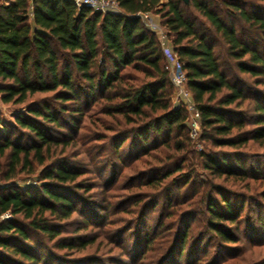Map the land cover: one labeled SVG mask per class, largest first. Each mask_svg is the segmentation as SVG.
I'll return each instance as SVG.
<instances>
[{"label":"trees","instance_id":"16d2710c","mask_svg":"<svg viewBox=\"0 0 264 264\" xmlns=\"http://www.w3.org/2000/svg\"><path fill=\"white\" fill-rule=\"evenodd\" d=\"M116 1L118 10L103 12L72 0H0V99L20 105L14 123H2L0 132V264L44 260L32 232L66 250L94 242V236L77 233L99 216L86 203L99 211L108 210L110 203L86 197L97 185L83 177L84 167L66 150L78 142L67 125L75 127L76 119L91 117L89 122L109 132L97 131L92 137L107 143L99 146L94 160L102 162L104 172H113L126 155L135 159L152 153L158 145H149L151 135L174 132L171 144L161 140L172 150L161 158L151 155L157 164L147 171L154 175L141 180L152 192L131 199V204L146 197L141 206L151 207L158 190L195 180L190 170L182 171L191 143L187 112L174 101L160 41L143 23L141 12L157 14L185 72L200 115L198 138L211 145L198 152L203 170L240 180L260 173L255 155L242 150L249 142L264 145V94L256 87L264 85V0ZM219 43L232 64L221 62L214 48ZM232 67L253 85L231 77ZM37 94L44 95L29 100ZM60 130L65 131L62 137L55 135ZM106 148L109 152L101 155ZM20 174L33 176V183L19 184ZM113 182L112 177L104 179L106 185ZM205 186L200 192L194 189L197 197L189 202L202 208L181 220L204 215L210 235L224 243L237 241L248 196L233 187ZM259 196L264 200V190ZM73 213L80 224L70 236L62 235ZM187 230L184 226L175 232L161 258L164 263L181 258Z\"/></svg>","mask_w":264,"mask_h":264},{"label":"rangeland","instance_id":"374dc122","mask_svg":"<svg viewBox=\"0 0 264 264\" xmlns=\"http://www.w3.org/2000/svg\"><path fill=\"white\" fill-rule=\"evenodd\" d=\"M254 1L260 3L258 0ZM150 15L165 35L163 40L158 39L166 63V49L169 54L174 56L176 54L172 50L166 30L159 23L157 14L150 13ZM224 47L225 45L221 43L214 46L221 62L226 66L227 63L232 64V60L227 56ZM260 48L264 49V44ZM63 60H65V57L61 55L60 61ZM231 73V77L237 75L243 78L247 84L253 85L251 78L236 72L233 67ZM256 87L261 89L262 94H264V85H256ZM42 95L44 94H37L29 100ZM172 95H174V92ZM17 106L20 105L3 103L0 99V132L2 123L6 126L14 123V115L18 111ZM21 110H24V107ZM89 118L91 117L76 119L75 127L72 124H67L68 128L72 132L74 131L73 136L78 139V142L70 143L66 150L72 153L70 156H73L75 161L81 163L84 167L86 172L83 177H86V180L92 182L93 185H97L88 192L91 193L90 196L86 197L94 203H101V205H104V203L106 205L109 202V209L99 211L98 207H95L92 203H86L87 210L97 212L99 216L94 217V221L91 218L87 227L77 232L84 238L95 237L94 242L85 248L78 246L77 249L72 250L61 249L54 246L52 242L47 241L45 237L32 232L39 245L40 252L45 254L44 260L38 264H264V236L263 238L259 237L260 233L264 231V200L259 196L260 192L264 190V145L258 146L255 142H249L242 150L248 155H255L254 160L257 159L258 164L261 165L259 174H255L253 177H249V175L244 177L243 180L226 178L224 175L216 176L207 170H203L198 154L199 151H206L211 145L198 138L199 133L196 137H190L187 128L191 143L188 146L189 153L183 163L182 171L190 170L191 176L195 180L187 185L183 184V180H181L178 183L170 184V188L167 190H158L155 205L142 207L141 205L146 201V197L137 205L131 204V199H138L140 195L152 192L150 187L141 184L144 182L141 180H146L147 177L154 175L147 171L151 166L157 164V160L151 155L161 158L172 150L164 148L161 145V140H166L171 144L174 141V132L170 135L163 133L158 137L151 135L148 140L149 145H152V143L158 145L154 150H151L152 153L139 155L135 159L131 158L132 154L126 155L121 164L117 163L113 172H108V170L104 172L101 168L102 162L96 163L94 160L97 157L95 154L99 146L103 147L107 143L103 140H93L92 137H94V133H98L97 131L107 135L109 132L96 122H89ZM60 131L61 133L58 132L55 135L62 137L61 135L65 131ZM123 147L128 148L127 142L123 144ZM108 152L109 149L106 148L101 155H106ZM246 169L250 170L247 164ZM144 172L148 173L143 174ZM177 173L174 172L170 177H174ZM109 177L114 179L113 184L110 186L104 183V179ZM33 179L34 177L31 175L20 174L17 181L23 185L33 183ZM212 183L220 184L228 189L233 187V190L242 191L244 195L248 196V204L246 203V206L240 212L239 227L235 234L237 235V241L235 242L224 243L210 235L206 231V217L204 215L181 220L183 217L194 213L195 210L202 208L201 203L198 205L189 204L190 201H195L197 197L198 192H194V189L196 191L199 189L200 192L204 188V184H206L205 187L210 188ZM136 185L139 186L135 187ZM79 224L80 217L73 213L63 226L64 232L62 235L70 236L73 234V229L77 228ZM259 224H262V229H260ZM226 225H229V229L235 231L230 223L226 222ZM184 226L188 229L187 235L189 238L186 249L180 259L170 258L169 261L164 263L161 260L163 254L170 246L175 232ZM205 233L208 234L205 235ZM150 239L152 240L148 242ZM197 239H200V241L198 240L199 242L196 244Z\"/></svg>","mask_w":264,"mask_h":264},{"label":"built area","instance_id":"2783aa9c","mask_svg":"<svg viewBox=\"0 0 264 264\" xmlns=\"http://www.w3.org/2000/svg\"><path fill=\"white\" fill-rule=\"evenodd\" d=\"M76 6L86 5L100 11H115L118 10L116 0H72ZM143 23L152 31H154L160 40L165 37L158 23H156L149 12H141ZM165 50V49H164ZM166 49L167 62L165 68L168 71L170 81L174 87V101L180 103L187 112V128L190 137H196L200 130V115L192 100L191 93L186 87V76L182 69L181 63L177 57L169 54ZM7 216V215H4Z\"/></svg>","mask_w":264,"mask_h":264},{"label":"water","instance_id":"95a60500","mask_svg":"<svg viewBox=\"0 0 264 264\" xmlns=\"http://www.w3.org/2000/svg\"><path fill=\"white\" fill-rule=\"evenodd\" d=\"M185 2H187V0H184Z\"/></svg>","mask_w":264,"mask_h":264}]
</instances>
